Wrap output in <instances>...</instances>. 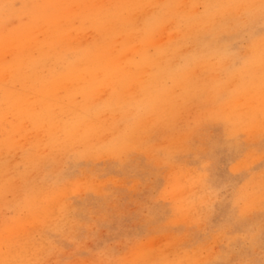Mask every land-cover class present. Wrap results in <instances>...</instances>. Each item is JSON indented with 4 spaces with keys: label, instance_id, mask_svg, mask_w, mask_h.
<instances>
[{
    "label": "rangeland",
    "instance_id": "1",
    "mask_svg": "<svg viewBox=\"0 0 264 264\" xmlns=\"http://www.w3.org/2000/svg\"><path fill=\"white\" fill-rule=\"evenodd\" d=\"M0 264H264V0H0Z\"/></svg>",
    "mask_w": 264,
    "mask_h": 264
}]
</instances>
